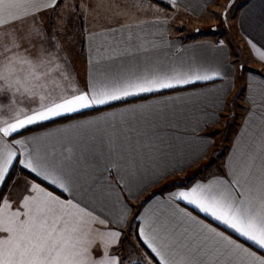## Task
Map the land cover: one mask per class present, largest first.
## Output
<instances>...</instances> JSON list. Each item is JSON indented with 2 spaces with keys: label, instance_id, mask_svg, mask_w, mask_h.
Returning <instances> with one entry per match:
<instances>
[{
  "label": "snow or ice",
  "instance_id": "6c2138e0",
  "mask_svg": "<svg viewBox=\"0 0 264 264\" xmlns=\"http://www.w3.org/2000/svg\"><path fill=\"white\" fill-rule=\"evenodd\" d=\"M145 3L77 0L65 12L63 0H0V264H264V79L246 81L259 137L250 134L246 147L238 142L207 180L162 199L154 193L139 208L131 201L207 153L210 137L201 133L219 121L230 88L24 135L85 110L244 70L195 50L177 48L187 54L168 58L154 39L166 20L125 22L150 11ZM88 20L108 23L91 30ZM81 40L83 85L73 59ZM248 43L264 61V50Z\"/></svg>",
  "mask_w": 264,
  "mask_h": 264
},
{
  "label": "crops",
  "instance_id": "0c3cea01",
  "mask_svg": "<svg viewBox=\"0 0 264 264\" xmlns=\"http://www.w3.org/2000/svg\"><path fill=\"white\" fill-rule=\"evenodd\" d=\"M164 1L169 3V0ZM217 3H219V0H176L175 5L169 3L170 7H162L146 1L145 7L150 9V11L130 15L125 22L134 23L137 21H153L156 19L166 20V23L158 26L160 34L156 35L154 39L162 43L160 51L167 54L168 58L176 60L178 57L187 54L185 52H177V48H179L182 50H188V53L195 50L207 58H220L225 64L234 65L235 68L233 71L239 69V65L243 63L245 68L242 72H236V78L229 76L225 80L217 79L216 81L211 82H197L194 85L165 90L162 95L145 94L139 97H132L129 98L127 103L117 106H104L103 110L94 114L47 126L36 131L28 132L24 135L30 136L36 133H44L58 127H63L64 125L76 123L77 121H84L92 119L93 117H98L104 112L116 111L119 108L131 105L164 100L168 97H189L209 91L213 88H230V91L227 93V104L224 111L220 113L219 121L206 128L204 133H201V135L210 137L208 142L211 144V147L208 148L207 153L203 158L199 159L190 167H186L183 171L169 175L160 180L159 183L148 188L143 195L139 196L137 200L131 201V203L134 208H139L140 204L154 193L157 194V199H162L167 197L171 192L176 191L181 186H191L197 181H205L213 174L221 171L225 162L232 156L235 145L238 142L241 143L242 147H246L250 139V134L255 135L256 137H259L260 135L258 111L256 118L251 121L249 119V112L252 109L247 101V97L250 93L246 88V81L253 77L257 80L264 79V61L258 59L254 54L251 45L248 43L251 41L256 44L258 48L264 50V0H245L237 12V31L240 38L246 43V46H243L242 43L240 44L238 41V45H240L239 48L241 49L240 53H234V48L231 46L232 43L227 39L220 40L214 35L196 37H186L185 35L184 37L181 33L185 32V30H182L178 25L171 23V16L173 13L196 18L209 17L211 14L215 13V11H218ZM64 11L67 12L69 10L64 9ZM106 23L108 22L103 20H100L99 22L88 20L85 22L86 26L91 30H99ZM151 31L155 32L157 29L152 28ZM148 39H153V37L149 36ZM165 41L167 43H164ZM221 42H223V45H221ZM73 47L74 66L81 85H83L86 72V45L81 40L74 43ZM175 102L179 103L178 100ZM116 103L119 102H115L114 104ZM91 110L92 109L85 110L84 112ZM17 138L22 139L23 137ZM225 143L226 146L224 147L225 149H223L222 146L223 144L225 145ZM9 189H11V184H9ZM7 191L8 190H5V194H7ZM181 206L183 207L184 205L181 204ZM189 211H192L194 215H200V217L203 218V214H199L197 210L190 206ZM129 220L131 221V217ZM220 228L221 230H224L223 226H220ZM134 242L135 238L129 237L128 242L124 245L128 251H131L129 245L134 244Z\"/></svg>",
  "mask_w": 264,
  "mask_h": 264
},
{
  "label": "rangeland",
  "instance_id": "374dc122",
  "mask_svg": "<svg viewBox=\"0 0 264 264\" xmlns=\"http://www.w3.org/2000/svg\"><path fill=\"white\" fill-rule=\"evenodd\" d=\"M229 1L230 0H219V3H217L218 11H215V13L211 14L209 17L196 18L173 13L171 16V23L185 30V32L181 33L184 37L185 35L186 37L214 35L220 40L227 39L232 43L231 46L234 48V53H240L241 49L239 48L240 45H238V41L240 44L242 43L243 46H246V43L240 38L237 31L236 15L245 0H236L225 16L224 11ZM76 2L77 0H63V3L69 6L64 9L70 10L71 6ZM225 146L226 143L225 145L223 144V149H225ZM137 250L139 251V248Z\"/></svg>",
  "mask_w": 264,
  "mask_h": 264
},
{
  "label": "trees",
  "instance_id": "16d2710c",
  "mask_svg": "<svg viewBox=\"0 0 264 264\" xmlns=\"http://www.w3.org/2000/svg\"><path fill=\"white\" fill-rule=\"evenodd\" d=\"M146 1H148L150 3H153V4H157V5L162 6V7H170V4L167 3V2H165L164 0H146ZM121 104H123V103L122 102H119V103H116V104H114L112 106H117V105H121ZM96 112H99V111H97V110H91V111H87V112L78 113V114L72 115V116L67 117V118H59L55 122H49L47 124V126L56 125V124H59V123H62V122H66V121H69V120H72V119H76V118H79V117H85V116L94 114ZM39 129H41V128L40 127H33V128H31L29 130H25L24 131V134H26L28 132L36 131V130H39ZM17 171H19V168H17Z\"/></svg>",
  "mask_w": 264,
  "mask_h": 264
},
{
  "label": "water",
  "instance_id": "95a60500",
  "mask_svg": "<svg viewBox=\"0 0 264 264\" xmlns=\"http://www.w3.org/2000/svg\"><path fill=\"white\" fill-rule=\"evenodd\" d=\"M235 2H236V0H230V1L228 2L227 6H226V8H225V11H224V15H225V16H226L228 10L232 7V5H233ZM229 5H231V6L229 7Z\"/></svg>",
  "mask_w": 264,
  "mask_h": 264
}]
</instances>
